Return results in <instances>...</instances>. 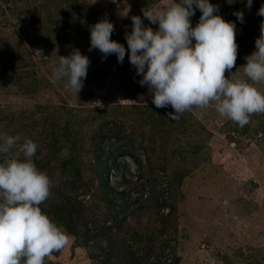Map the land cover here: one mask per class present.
Segmentation results:
<instances>
[{
  "label": "rangeland",
  "instance_id": "1",
  "mask_svg": "<svg viewBox=\"0 0 264 264\" xmlns=\"http://www.w3.org/2000/svg\"><path fill=\"white\" fill-rule=\"evenodd\" d=\"M29 1L21 12L33 14L30 21L0 23V49L11 48L5 60L0 58V132L19 135L21 142L33 140L38 146L33 160L52 179L51 195L40 207L69 243L44 264H122L124 248L134 252L132 264H264V113L250 116L244 127L221 117L214 106L170 120L167 113L173 109L155 107L129 63L125 32L132 30L131 17L140 16L155 31L158 25L150 24L141 9L166 0ZM209 2L236 25L232 72L247 79L240 67L255 50L264 20L257 12L264 0H253L250 10L247 0ZM238 11L244 13L243 23L233 15ZM201 14L197 9L190 18L193 27ZM104 18L115 27L110 39L126 49L122 64L114 54L102 60L99 50H88L89 27ZM73 49L91 62L78 94L52 76L57 55ZM256 87L264 91V84ZM103 125L109 133L102 141ZM127 138L134 145L129 153L121 148ZM102 152L116 157L103 175L102 169L96 171ZM12 153L0 154V164ZM104 176L113 191L128 190L136 202L112 238L115 251H96L84 241L85 232L93 231V244L105 248L109 243V230L98 238L102 228L113 225L109 195L98 185ZM145 192L150 199L144 200ZM157 210L166 218H158ZM56 214L81 218L72 227Z\"/></svg>",
  "mask_w": 264,
  "mask_h": 264
},
{
  "label": "clouds",
  "instance_id": "2",
  "mask_svg": "<svg viewBox=\"0 0 264 264\" xmlns=\"http://www.w3.org/2000/svg\"><path fill=\"white\" fill-rule=\"evenodd\" d=\"M226 2L232 5L236 0ZM252 3L247 0L249 10ZM197 9L202 14L193 27L190 18ZM141 11L158 29L132 16V30L125 32L128 59L142 77L138 83L148 87L155 107L173 109L168 119L179 120L194 108L214 106L221 117L244 127L250 116L264 113V91L256 87L264 84V20L255 50L240 67L247 78L242 79L232 72L238 54L236 25L216 14L219 5L209 0H166L163 6ZM233 15L244 22L243 11ZM257 15L264 17V4ZM89 31V51L99 50L102 60L114 54L123 63L126 49L110 39L115 31L111 21L101 19ZM57 56L53 79L66 80V86L78 94L87 78L89 58L79 49ZM37 148L29 138L21 142L19 135L0 132V154L16 150L0 164V264H44L69 243L68 235L40 207L51 195L52 179L33 160Z\"/></svg>",
  "mask_w": 264,
  "mask_h": 264
},
{
  "label": "trees",
  "instance_id": "3",
  "mask_svg": "<svg viewBox=\"0 0 264 264\" xmlns=\"http://www.w3.org/2000/svg\"><path fill=\"white\" fill-rule=\"evenodd\" d=\"M34 1L39 3L42 0H34ZM43 1H47V0H43ZM23 4L28 5V4H30V1L29 0H16V1L15 0H8V1L7 0H0V23H4L6 25V24H8L6 21L10 22V18L14 19V20L15 19L18 20L19 24H20L21 19H26L27 21H30L34 15L30 14V13L28 14V12L26 14H22L21 10L23 8ZM18 5H21V8H19L18 12L16 13L14 10L18 9ZM13 7H14V10H13ZM26 7H28V6H26ZM39 8L41 9V7H39ZM28 9H31V8H28ZM31 10L34 11L33 13H37V11H38V10L35 11V9H31ZM10 49L11 48H9L8 51H11ZM8 51L0 49V58L2 60L6 59L5 56L9 53ZM10 58L17 60V61L20 60V56H18V55L12 54V56H10ZM136 109H138V108H136ZM104 127H105L104 128L105 130L102 133H100V139L102 141L104 139H106V136L109 133L108 132L109 129L106 130L107 126H104ZM114 129H116V128L114 127ZM114 129L112 130V132L116 131ZM94 138H95V136L93 137V143H92L93 146L96 145ZM125 141H127V142H125ZM125 141L122 142L121 148L123 149V152L129 153V151H131V149H133L132 147L134 146L133 140L131 141L130 139L127 138ZM97 148H99V147H97ZM120 153L122 154V151ZM97 155H99L97 157V160H99V163L96 165V171L98 172L99 170L102 169L101 171H102V175H103L104 172L108 169V166L106 165V163L110 162L112 158L115 160L116 157L113 156V155H115V153L102 152V153H98ZM134 162L137 163V161H135V160H134ZM105 178H106L105 176L100 177V178L98 177V181H99L98 185L106 187L107 194L109 195L108 199L106 200V205H107L108 209L110 210L109 216L112 219L113 225L108 226V228H106V229L102 228L98 238L103 237V235L105 234V231L109 230L111 236L105 238L108 240L109 243L105 248H101L100 246L93 244V242L91 241V239L94 237L93 231L85 232L84 241H85L86 245H89V247L96 249V251L100 250V249H103V250H105V249L111 250L112 249V251H115L118 249V246H117V244H115V242L113 241L112 238H117V234H120V230L122 228L123 222L128 215V214H125V211H129L128 208H132L133 204H135L136 202L135 201L132 202L131 199H129L128 195L130 194V192L128 190H127V192L122 191L119 193L113 191L110 188V185L107 184V181H105ZM143 196H144V200H148L151 198V193L145 192L143 194ZM116 197H119L118 199L120 200V202H119L120 204L118 205V210L116 209V206H115L116 205V201H115ZM154 202L157 203V200L154 199ZM120 213H121V215H120ZM67 214H69V213H67ZM67 214L63 215V216L56 214V217H58V216H60L61 218L64 217L65 218L64 220H66L67 223H72V227H74L75 223H79V219L81 218L80 216H78V218H76V219L75 218L72 219V217L67 215ZM156 214H158V210L156 211ZM119 215H120V218L118 219ZM162 217H164V216H162V214L160 212V214H158V218L161 219ZM164 218H166V216ZM111 232H113V233H111ZM123 243H124V241L122 240V245H123ZM126 251L127 250L125 248L122 250V253L125 254V256H122V264H127L128 260H130V264H132L131 259L134 256V254H132L134 252L130 253V252H126Z\"/></svg>",
  "mask_w": 264,
  "mask_h": 264
}]
</instances>
